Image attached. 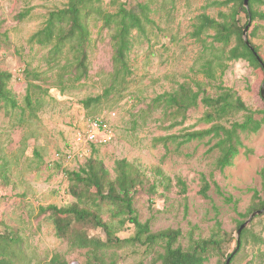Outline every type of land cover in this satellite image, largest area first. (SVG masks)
Wrapping results in <instances>:
<instances>
[{
	"label": "rangeland",
	"instance_id": "rangeland-1",
	"mask_svg": "<svg viewBox=\"0 0 264 264\" xmlns=\"http://www.w3.org/2000/svg\"><path fill=\"white\" fill-rule=\"evenodd\" d=\"M214 1L223 0H103V7L111 12L116 11L120 3L128 7L147 3L154 21L143 31L133 32L134 45L129 53L132 75L122 96L112 95L101 103H92L89 108L81 103L83 99L101 95L113 71L109 32L101 28V22L92 21L90 76L87 79L65 92L51 87L46 106L37 119L25 120L0 107V172L5 168L9 180L5 184L0 176V234L12 238L10 247L18 255L15 264H49L56 253L70 264H90L86 249L71 250L66 241L57 237L48 214H42L40 207L64 206L74 201L68 192L64 168H77L80 164L59 162L49 167L48 160L57 151L74 150L76 133L86 128L89 118L103 113L115 137L109 143L94 145L92 155L101 159L113 174L118 159L126 158L143 168L145 181L134 195L142 221H149L154 232L180 229L182 235L177 245L184 248L189 246L191 237H210L217 221L237 238V222L248 218L240 214L246 213L252 203L250 189H258L264 198L261 175L264 126L256 134L242 133L244 146L233 165L220 169L216 164L218 149H211L213 142L208 138L182 141L183 134L211 125L203 120L206 107L201 102L189 109L182 124L171 129L164 127L170 125L172 118L162 121L166 116L160 108H148L157 95L172 92L184 82L194 85L195 80L201 81L200 97L216 95L215 86L207 84L202 73L195 72L201 63L203 48L201 41L191 35L199 14L205 12L223 20L221 13H231L233 2L215 6ZM67 2L0 0V69L13 74L10 88L20 103H23L27 85L24 69L46 67L41 60L45 50L33 47L28 39L45 25L50 10L61 8ZM254 7L264 11V4L259 0L254 1ZM26 10H30L28 16L18 19L19 13ZM240 16L241 24H246L245 13ZM247 25L248 39L264 56V20L257 19ZM203 37L212 40L206 34ZM235 44L233 36L231 46ZM217 82L235 90L250 108L264 107L261 96L264 72L249 62H230ZM170 134L178 135V142H168V147L163 143L154 146L155 138ZM156 167L171 178L169 188L158 183ZM202 175L210 183L207 197L200 193ZM179 178L185 182L186 191L178 184ZM104 217L109 218L107 213ZM134 232L135 228L129 225L118 235L125 238ZM90 234L106 236L100 229H90ZM235 246L234 241L226 247V252L233 251ZM116 251L114 264L152 262L153 254L143 246L126 245ZM223 259L220 255H212L206 264H221ZM107 262H110L109 257ZM231 264H264V215L248 225L243 246Z\"/></svg>",
	"mask_w": 264,
	"mask_h": 264
},
{
	"label": "trees",
	"instance_id": "trees-1",
	"mask_svg": "<svg viewBox=\"0 0 264 264\" xmlns=\"http://www.w3.org/2000/svg\"><path fill=\"white\" fill-rule=\"evenodd\" d=\"M102 1L68 0L63 7L49 11L45 25L28 39L33 47L45 50L41 57L45 69L42 67L24 69V80L27 85L23 103L19 102L10 88L13 74L0 69V107L9 114H19L25 120L37 119L39 112L46 106V98L51 87H57L65 92L76 88L87 79L90 76L92 21L101 22V28L109 32L113 50V71L103 93L83 99L81 103L85 108H89L92 103H101L104 99L112 95H121L126 90L129 77L132 75L129 53L134 45L133 32L143 31L147 24L154 23L150 16L151 7L142 2L130 7L120 3L117 10L111 12L103 7ZM254 1L249 0V9L245 7L244 0L214 1L215 6L229 5L233 2L231 13H221L223 20L205 12L197 16L191 35L201 41L203 50L201 63L195 72L202 73L207 78V84L215 86L216 95L205 94L200 97L203 83L195 80L194 85L191 82H184L172 92L157 95L148 107L153 110L160 108L163 116H166L162 121L172 118L170 125L164 127L171 129L182 124L189 109L197 107L201 102L206 107L203 120L211 125L206 129L183 134L182 141H203L208 138L209 142H213L211 149H218L216 164L220 169L233 165L235 157L244 146L242 133L256 134L264 126V107L257 110L250 108L235 90L225 87L222 82H217L222 79L232 61L245 60L264 72L261 63L264 62L263 54L249 39L253 47L251 49L243 36V30L249 22L264 20V11L255 9ZM259 1L264 4L263 0ZM242 12L248 18L246 24H241ZM29 13L30 10L20 12L18 19L23 20ZM210 31L214 33L210 34ZM204 34L212 40L208 41L207 37H203ZM233 36L236 37V44L231 46ZM240 113L242 117H238ZM178 139L179 136L175 134L159 136L155 138L154 146L163 143L168 147V142H178ZM4 169H1L0 176L7 184L9 180ZM155 173L158 183L169 188L171 178L167 177L160 167L155 168ZM261 175L264 190V168ZM64 176L68 181V192L74 201L64 206L55 204L43 206L40 207V212L48 214L57 237L66 241L71 250H87L90 264H114L116 249L126 245L145 247L153 254L151 264H206L212 255L224 258L221 264H225L231 257V264L243 246L248 225L255 218L264 215V212L255 214L242 230L239 247L237 238L224 230L217 221L216 229L210 237L197 239L191 237L189 246L184 248L177 245L182 235L180 229L167 228L154 232L149 221L140 219L134 195L145 181V171L138 163L126 158L118 159L115 161L113 174L101 159L91 154L77 168L65 167ZM201 183L200 193L207 197L210 183L205 175L201 176ZM178 184L182 191H186V184L181 178L178 179ZM250 191L253 192L252 203L246 213L240 214L244 218L264 209V198L261 197L260 191L256 188ZM106 213L108 219L104 217ZM245 221L237 222V230ZM129 225L135 228L134 234L125 238L120 237L118 232ZM90 229L102 230L105 238L91 235ZM234 241L236 246L233 251L226 252V247ZM12 243V238L8 234H0V264H15L18 255L17 251L10 247ZM107 257L110 258L109 263ZM49 264L70 263L64 256L56 253ZM138 264L145 263L141 261Z\"/></svg>",
	"mask_w": 264,
	"mask_h": 264
},
{
	"label": "built area",
	"instance_id": "built-area-1",
	"mask_svg": "<svg viewBox=\"0 0 264 264\" xmlns=\"http://www.w3.org/2000/svg\"><path fill=\"white\" fill-rule=\"evenodd\" d=\"M114 137L113 129L104 113L90 118L86 128L78 131L75 135L76 148L67 150L64 153L55 152L51 159L48 160V166L53 167L59 162L66 165L71 163L81 164L92 154L93 145L109 143Z\"/></svg>",
	"mask_w": 264,
	"mask_h": 264
},
{
	"label": "water",
	"instance_id": "water-1",
	"mask_svg": "<svg viewBox=\"0 0 264 264\" xmlns=\"http://www.w3.org/2000/svg\"><path fill=\"white\" fill-rule=\"evenodd\" d=\"M244 4H245V7L247 9H249V0H244ZM248 30H249V25H247L244 30H243V36H244V39H245V42L251 47V49L253 48L249 42V39H248ZM263 67H264V62H261ZM261 96L262 98L264 99V82H263V85L261 87ZM259 212H264V209H261L259 211H255L253 212L249 217L248 219L239 227V229L237 230V242H238V247L240 245V236H241V232L242 230L249 224V222L253 219V217L255 216V214L259 213ZM236 252V251H234ZM231 262V257H229L227 260H226V263L225 264H230Z\"/></svg>",
	"mask_w": 264,
	"mask_h": 264
}]
</instances>
